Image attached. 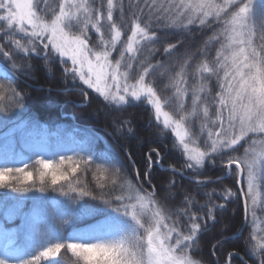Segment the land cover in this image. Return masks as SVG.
I'll list each match as a JSON object with an SVG mask.
<instances>
[{
  "label": "snow or ice",
  "instance_id": "1",
  "mask_svg": "<svg viewBox=\"0 0 264 264\" xmlns=\"http://www.w3.org/2000/svg\"><path fill=\"white\" fill-rule=\"evenodd\" d=\"M144 5L148 9L147 18L144 7L130 4L126 9L124 0H56L54 5L50 0H0V22H6L13 30L6 33L10 40L16 31L27 38V45L12 40L16 49L28 53L55 52L64 58V63L71 61L73 75H78L106 100L126 103L129 97L135 100L145 97L155 110V119L171 129L187 156L176 171L196 170L205 161L219 165L222 174L231 175L235 184L243 185L238 191L225 187L223 198L239 201L242 197L246 219L249 213L255 217L257 208L264 213V152L256 153L253 147L256 143L264 145V7L257 16L254 0H166V3L162 0L158 6L157 0H144ZM210 18L219 25L214 37H210L219 48L214 60L200 63L195 74L201 81L215 77L216 87L210 90L203 82L190 86L184 60L180 71L171 77L175 109L165 110L169 101L158 95L151 80L160 65L151 63L148 57L140 58L142 50L154 55L159 32L168 28L190 31L188 25L197 22L210 28ZM90 31L97 36L90 37ZM174 50L178 51L177 44L168 43L163 48L169 55ZM113 52L118 53V59L112 58ZM211 91L214 94H207ZM186 99H190V109L186 108ZM191 116L207 121L201 129V134L206 131L203 150L199 146L190 147L193 137L199 135L190 129ZM149 160L154 162L150 155ZM64 163L60 161V165ZM38 165L41 184L49 175L53 185L68 179V173L59 170L60 165L46 160L38 161ZM77 171L76 166L71 167L72 174ZM20 178L32 181L33 172L23 168L0 169V185ZM222 179V175L215 178L218 182ZM206 195L210 202L212 193ZM156 196L142 187L133 190L131 184L126 196L123 193L115 196L119 209L122 207L139 226L131 237L112 243L56 244L41 251L28 264H41L42 260L58 256L63 249L79 257L83 264H200L193 258L199 233L204 228L199 222V212L204 211L205 216L215 220L214 209H223L225 205L206 203L193 211L194 201L185 197L183 207L169 209ZM105 203L111 206L110 200ZM251 239L257 237L253 235ZM252 250L261 257L259 264H264V243L252 245ZM235 255L238 253L230 252L228 258ZM0 264L6 261L0 260Z\"/></svg>",
  "mask_w": 264,
  "mask_h": 264
},
{
  "label": "trees",
  "instance_id": "2",
  "mask_svg": "<svg viewBox=\"0 0 264 264\" xmlns=\"http://www.w3.org/2000/svg\"><path fill=\"white\" fill-rule=\"evenodd\" d=\"M55 2L50 0L53 5ZM161 2L157 0V6ZM124 3L126 9L130 4L144 7L147 18L144 0H124ZM262 7L254 6L257 16ZM209 22L210 28L197 22L188 25L190 31L165 29L158 33L160 41L153 46L156 49L154 55L147 49L142 50L140 58L148 57L151 63L160 65L151 80L158 95L169 101L165 110L175 109L171 77L180 71L184 60H187L185 71L190 86H199L203 82L208 89H215V77L201 81L195 74L200 63L214 60L219 48V44L210 39L219 25L211 18ZM12 31L6 22H0V48L3 49L0 64L19 77L17 80L0 76V133L30 118L29 121L49 128L75 125L86 132L90 130L87 133L94 137L86 146L67 140L64 146L46 147L42 152L31 154L30 161L23 165L9 160L5 151L1 153L0 169L23 168L33 172V180L25 182L20 178L8 185H0V260L10 264H28L38 252L56 244L112 243L131 237L139 226L122 207L119 209L115 200L116 195L123 193L126 196L131 184L133 190L142 187L149 193L155 192L156 199L169 209L183 207L185 197L194 201L191 205L193 211L206 203L225 205L223 209H214L215 220L205 216L204 211L199 212V222L204 228L199 233L193 258L200 264H225L226 260L227 264H259L261 257L254 255L252 250V245L264 243L261 239L264 237V213L259 208L255 217L249 213L246 231L237 238L228 239L237 235L245 222L242 197L239 201L232 198L226 201L222 195L225 187L239 190L234 177L222 174L219 165L213 166L208 161L196 170L183 168L180 170L182 174L162 171L157 165L159 161L165 168L180 169L187 156L171 129L164 128L155 119V111L146 98L121 105L112 103L86 85L78 75L74 76L71 61L64 63V58L55 52L28 53L16 49L12 40L27 45V39L17 35L16 31L10 40L6 33ZM89 36L95 38L97 34L90 31ZM178 41L184 46L181 47ZM168 43L177 44L178 51L174 50L171 55L164 53L163 48ZM3 52L9 55L5 56ZM112 58L118 59V53L113 52ZM207 94H214V91ZM185 105L190 109V99H186ZM189 120L191 131L199 134L193 137L191 145L203 150L206 131L201 134V129L207 121L196 116L189 117ZM241 144L248 147L244 141ZM149 155L154 162H150ZM40 160L56 165L64 160L59 170L67 172L68 179L53 185L49 175L41 184L38 176ZM73 166L78 168L75 174L71 173ZM137 173L141 186L137 183ZM221 175L224 178L222 182L215 181ZM82 191L88 194L81 195ZM208 192L212 193L210 202L206 195ZM106 200L111 201V206L105 203ZM253 235L256 240L251 239ZM256 251L259 252L258 247ZM230 252L239 256L229 259ZM41 264H83V261L63 249L58 256L42 260Z\"/></svg>",
  "mask_w": 264,
  "mask_h": 264
},
{
  "label": "rangeland",
  "instance_id": "3",
  "mask_svg": "<svg viewBox=\"0 0 264 264\" xmlns=\"http://www.w3.org/2000/svg\"><path fill=\"white\" fill-rule=\"evenodd\" d=\"M217 2H222V0H217ZM255 5H259L262 7V5H264V0H254V6ZM18 34L24 37L23 34L17 31V35ZM0 75L7 79L10 78L9 74L5 73L2 70L1 66H0ZM143 98L145 97L142 96L140 100H142ZM107 100L111 101L112 103L121 105V104H126L135 99L129 97L128 102L126 103L112 101L111 99H107ZM150 106L154 110L151 104ZM29 120L31 119L30 118L24 119L21 123L16 124L10 127L9 130L0 133V149L6 146L10 147V149L12 150V154L10 157L14 158V160L19 162H23V160L28 162L27 160L29 154L42 152L46 147L64 146L67 140H72L77 145L86 146L88 141L90 139H93L94 137V135H90V133L89 134L87 133L90 132V130L85 132L79 127H76L75 125L66 124V125H58V127L55 128H49V126L45 124L41 125V124H37V122L35 121H29ZM6 122H8V119ZM190 147H194V146L190 144ZM180 148L182 149L181 146ZM254 148L256 153L264 152V145H261L260 143H256ZM92 234H94V231L92 232ZM39 253L40 252H38V254H36L35 256L39 255ZM6 264H10V263L6 262Z\"/></svg>",
  "mask_w": 264,
  "mask_h": 264
},
{
  "label": "water",
  "instance_id": "4",
  "mask_svg": "<svg viewBox=\"0 0 264 264\" xmlns=\"http://www.w3.org/2000/svg\"><path fill=\"white\" fill-rule=\"evenodd\" d=\"M12 74H14L13 72H12ZM158 166L163 170V171H166V172H172V173H177V174H180V172L179 171H176V169L175 168H173V167H168V168H164L163 166H161V163L159 162L158 163ZM138 178V177H137ZM138 181H139V178H138ZM239 185V189L242 187V184H238ZM248 216H247V219L245 220V223H244V226H243V230L240 232V233H238V235H234V236H230V237H228V239H233V238H237L238 236H241L244 232H245V228L247 227V223H248Z\"/></svg>",
  "mask_w": 264,
  "mask_h": 264
}]
</instances>
